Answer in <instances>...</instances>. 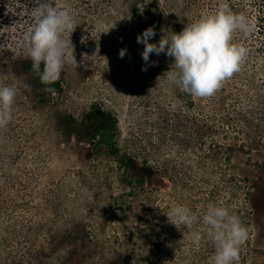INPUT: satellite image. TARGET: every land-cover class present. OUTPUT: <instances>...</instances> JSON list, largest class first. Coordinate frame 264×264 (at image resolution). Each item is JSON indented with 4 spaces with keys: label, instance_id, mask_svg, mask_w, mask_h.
<instances>
[{
    "label": "rangeland",
    "instance_id": "374dc122",
    "mask_svg": "<svg viewBox=\"0 0 264 264\" xmlns=\"http://www.w3.org/2000/svg\"><path fill=\"white\" fill-rule=\"evenodd\" d=\"M61 2L76 17L74 58L49 85L54 93L17 54L32 23L0 31V51L10 56H0V86L17 90L0 128V264H207L212 244L195 247L188 237L203 232L210 203L248 230L239 264H264V49L256 28L233 37L249 50L240 71L213 96L193 98L167 80L171 57L150 54L156 63L142 70L136 37L154 26L149 42L157 43L220 0ZM178 204L197 214L191 229L168 221Z\"/></svg>",
    "mask_w": 264,
    "mask_h": 264
},
{
    "label": "clouds",
    "instance_id": "9594fccd",
    "mask_svg": "<svg viewBox=\"0 0 264 264\" xmlns=\"http://www.w3.org/2000/svg\"><path fill=\"white\" fill-rule=\"evenodd\" d=\"M32 25L23 33L22 44L17 54L30 59L32 70L39 76L44 91L54 93L49 87L61 79L68 56L73 55L69 37L76 25V17L70 5L61 0H37L31 10ZM251 17L233 12L226 0H220L215 10L203 11L200 17L189 22L179 33L162 35L157 43L149 41L157 35L155 27L150 26L136 37L137 43L144 45L141 56L147 71L150 54H165L173 59L167 80L193 98H207L239 72L248 55L243 43H235L236 33L246 39L254 31ZM164 32V29H161ZM127 49L119 51L123 58ZM27 86V85H26ZM17 90L15 86H0V128L12 119L13 105ZM168 221L191 229L197 221V214L184 205H174L165 213ZM203 232L192 229L189 240L199 247L203 240L214 247V254L207 264H239L240 249L248 239V230L240 218L227 207L209 204L200 217Z\"/></svg>",
    "mask_w": 264,
    "mask_h": 264
},
{
    "label": "trees",
    "instance_id": "16d2710c",
    "mask_svg": "<svg viewBox=\"0 0 264 264\" xmlns=\"http://www.w3.org/2000/svg\"><path fill=\"white\" fill-rule=\"evenodd\" d=\"M230 9L236 13H243L251 17L256 28L255 42L262 45L264 49V0H226ZM249 5L247 6V3ZM37 5V0H0V31L7 26H13L20 29L24 24L31 25L33 18L25 15L24 9L32 10ZM264 53V50L262 51ZM0 56L7 59L9 54L7 51H0Z\"/></svg>",
    "mask_w": 264,
    "mask_h": 264
}]
</instances>
